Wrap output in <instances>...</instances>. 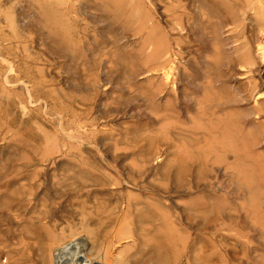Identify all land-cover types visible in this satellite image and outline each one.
Instances as JSON below:
<instances>
[{
  "label": "rangeland",
  "instance_id": "1",
  "mask_svg": "<svg viewBox=\"0 0 264 264\" xmlns=\"http://www.w3.org/2000/svg\"><path fill=\"white\" fill-rule=\"evenodd\" d=\"M0 264H264V0H0Z\"/></svg>",
  "mask_w": 264,
  "mask_h": 264
}]
</instances>
